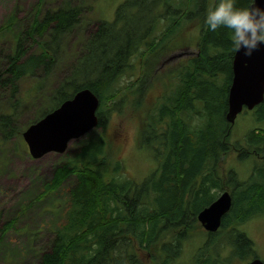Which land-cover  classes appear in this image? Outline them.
Listing matches in <instances>:
<instances>
[{
  "label": "trees",
  "instance_id": "16d2710c",
  "mask_svg": "<svg viewBox=\"0 0 264 264\" xmlns=\"http://www.w3.org/2000/svg\"><path fill=\"white\" fill-rule=\"evenodd\" d=\"M42 1L28 29L15 32L14 46L5 56L7 67L0 72V86H9L13 96L23 77L37 69L45 77L52 72L64 36L80 20L82 9L70 0L40 16ZM210 3L124 0L113 20L98 21L69 77L51 91L43 116L79 90L90 89L99 99L93 129L99 130L66 154L36 196L45 201L59 190L65 194L61 204L52 206L51 213L61 221L37 264H171L198 227L197 214L223 189L231 192V207L220 230L197 250L194 264L217 263L204 254L217 246L214 236L227 238L236 258L255 256L252 241L237 227L264 213V127L251 128L243 143L230 140L233 123L226 113L235 52L228 29L212 32L203 25ZM246 6L247 0H236V7ZM15 23L13 12L0 33L13 32ZM190 25L199 30L198 53L174 67L164 65L163 54L181 49ZM25 38L41 50L23 59ZM133 58L138 74L122 90L116 83ZM156 84L162 91L146 104L145 96ZM19 105L20 100L0 111L3 140L23 133L15 119ZM126 107L137 110L132 115L137 124L134 149L150 150L157 162L139 182L121 156L120 134L109 127L110 117ZM249 111L256 121H264V98ZM232 151L238 159L259 160L244 181L232 170L225 176L219 173V162ZM14 226V219L0 226V242Z\"/></svg>",
  "mask_w": 264,
  "mask_h": 264
},
{
  "label": "rangeland",
  "instance_id": "374dc122",
  "mask_svg": "<svg viewBox=\"0 0 264 264\" xmlns=\"http://www.w3.org/2000/svg\"><path fill=\"white\" fill-rule=\"evenodd\" d=\"M38 1L0 0V26L10 13L14 12L16 16L13 32L0 33V72H3L7 67L5 56L10 53V49L14 46L15 32H23L28 29ZM65 1L43 0L40 16L45 10L60 6ZM70 1L72 5L79 6L82 13L78 24L64 36L60 49L56 53L52 72L45 77L43 71L37 69L33 76L23 77L17 83L14 96L11 95L9 86H0V111L6 110L18 100L21 101V105H19L21 107L16 111L15 116L16 125L20 127L21 132L43 116L45 101L51 91L69 77L72 67L82 54L84 45L96 30L98 21L113 20L117 6L124 0ZM198 35V27L188 26L184 33L186 40H184L185 43L181 49L163 54V58H167L166 61H163L166 62L164 65L174 67L183 57L196 56L198 50L195 41ZM23 46L26 49L23 59L41 50L38 44L29 38L24 39ZM163 58L162 60H164ZM132 61V66L116 83V86L122 90L129 80L138 74L134 58ZM6 76H8L7 73ZM150 89L145 96L146 104L162 91L158 84ZM127 105L129 106L130 103ZM136 112L137 110L126 107L122 113L113 114L109 119V127L113 129L115 134H120L121 139L118 142L121 143V156L128 170L135 174L133 179L139 182L156 167L157 162L150 150L134 149L137 124L132 115H135ZM256 127H264V121H256L251 111L243 110L236 116L231 127L230 140L243 143L245 134L251 128ZM93 129L80 138L71 139L64 152L50 151L38 157L30 155L21 134L12 137L10 140H3L0 135V226L11 219L15 220L14 228L9 230L0 242V264H37L40 254L48 249L51 237L54 235L52 229L61 221L59 215L54 216L51 213L52 206H56L57 203L61 204L65 194L59 190L56 195L54 194L53 197L45 201L37 200L36 196L40 194L43 182L51 178L55 167L64 162L66 154L73 153L88 134L93 135L95 134L93 132L99 130ZM257 162L259 160L253 157L238 159L236 152L232 151L219 162V173L225 176L229 170H232L239 180L244 181L249 177ZM223 190L218 191L215 198ZM196 223L198 227L191 231L182 245V254H179L171 264H194V256L197 250L208 239H211L208 238L206 231L200 224ZM237 229L252 241L255 256L249 255L250 257L245 260L236 258L231 242L223 236H214L218 239L217 246H211L213 247L211 254L204 252L206 258L218 259L215 264H247L252 258L258 257L264 263V213L255 214ZM220 232L224 234V230ZM212 240L214 241L213 237Z\"/></svg>",
  "mask_w": 264,
  "mask_h": 264
},
{
  "label": "water",
  "instance_id": "95a60500",
  "mask_svg": "<svg viewBox=\"0 0 264 264\" xmlns=\"http://www.w3.org/2000/svg\"><path fill=\"white\" fill-rule=\"evenodd\" d=\"M262 0H258V5ZM264 6V5H261ZM264 98V45L251 56L235 52L232 59V80L228 89L226 120L233 123L243 108L251 110ZM98 97L88 88L76 92L44 117L29 125L22 136L32 157L50 151L64 152L71 139L82 137L96 127ZM232 198L223 191L209 206L202 209L197 220L208 232H215L222 217L231 207ZM247 264H264L252 258Z\"/></svg>",
  "mask_w": 264,
  "mask_h": 264
},
{
  "label": "clouds",
  "instance_id": "9594fccd",
  "mask_svg": "<svg viewBox=\"0 0 264 264\" xmlns=\"http://www.w3.org/2000/svg\"><path fill=\"white\" fill-rule=\"evenodd\" d=\"M264 0H247L246 7H236V0H212L205 11L203 25L212 32L229 30L233 52L251 56L264 45Z\"/></svg>",
  "mask_w": 264,
  "mask_h": 264
}]
</instances>
